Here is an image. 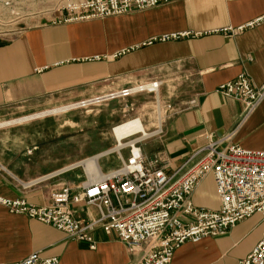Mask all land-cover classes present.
Wrapping results in <instances>:
<instances>
[{
    "label": "crops",
    "instance_id": "0c3cea01",
    "mask_svg": "<svg viewBox=\"0 0 264 264\" xmlns=\"http://www.w3.org/2000/svg\"><path fill=\"white\" fill-rule=\"evenodd\" d=\"M258 19L263 20L257 23ZM228 28L242 31L222 33ZM184 33L189 35L153 42ZM175 72L184 75L182 84H175ZM240 74L254 87L264 86V0H180L118 17L27 25L21 35L0 42V197L40 207L49 205L51 192L60 187L81 194L86 177L82 172L64 171L70 166L61 169L60 126L47 118L68 110L64 109L68 106L55 109L61 105L105 97L142 83L160 81L156 99L171 106L163 120H157L159 133L140 145L148 168H163L171 175L193 153L233 131V144L264 151V99L242 119L241 103L214 92ZM191 100L195 107H188ZM132 120L143 132L150 130L140 119ZM132 120L112 129L115 141V128ZM113 148L106 146L103 153ZM101 154L76 165L87 176L85 163L95 157L99 175L120 166L117 158L115 166L102 170ZM50 175L56 176L45 180ZM190 199L196 207L219 209L211 175ZM70 209L79 217L97 216L94 208L84 204ZM263 231L264 220L253 215L224 236L183 244L170 264H240L260 242ZM93 240L95 250L50 226L11 215L0 205V264H14L33 253L43 259L57 258L59 264L140 261L141 253H128L121 242L100 229L93 233Z\"/></svg>",
    "mask_w": 264,
    "mask_h": 264
},
{
    "label": "built area",
    "instance_id": "2783aa9c",
    "mask_svg": "<svg viewBox=\"0 0 264 264\" xmlns=\"http://www.w3.org/2000/svg\"><path fill=\"white\" fill-rule=\"evenodd\" d=\"M16 1V6L26 9L30 14L37 7L50 4L46 12L49 19L41 22L42 14L4 18L0 21L2 43L24 33L29 21L37 22L33 26L86 22L118 17L132 11H145L180 0ZM12 2L6 0L0 5L7 6ZM21 22L24 25L19 27ZM253 25L248 24L246 28ZM240 31L242 28H228L222 33L235 35ZM188 35H165L153 42L165 43ZM133 50L119 51L113 58ZM150 85L153 89L151 92L142 87H132L70 105L66 111L129 98L143 91L158 94L160 84L155 82ZM214 92L241 103L242 119L253 113L264 99V86L254 87L245 74L217 86ZM188 107H195V101L191 100ZM163 109L165 115L171 106L166 105ZM157 131L158 127L153 132H147L148 135H128L122 144L116 142L112 151L101 154L99 159L116 154L120 166L107 174L100 171V178L96 181L89 180L86 175L81 194L60 187L51 192V203L47 206L37 207L23 199L9 200L2 197L0 205L11 215L24 216L50 226L73 241L86 242L91 250L96 248L93 233L100 229L106 236H113L121 242L128 253H141L138 264H170L175 251L187 242L198 243L206 238L224 236L235 225L253 215H259L264 220V151L247 150L233 144V131L193 153L175 173L169 175L163 168H148L142 156L141 143L157 135ZM125 151L127 157L123 158L122 153ZM209 175L213 178L219 198V209L216 211L196 207L190 199L201 181ZM54 176L50 175L45 180ZM80 204L94 208L97 216H76L70 206ZM14 264H59V260L43 259L39 253H33ZM240 264H264V231L260 242Z\"/></svg>",
    "mask_w": 264,
    "mask_h": 264
},
{
    "label": "rangeland",
    "instance_id": "374dc122",
    "mask_svg": "<svg viewBox=\"0 0 264 264\" xmlns=\"http://www.w3.org/2000/svg\"><path fill=\"white\" fill-rule=\"evenodd\" d=\"M3 1L6 0H0V4ZM16 5V0H13L11 5H0V21L4 18H12L14 15L15 17L20 18V16H22L25 18V16H30L31 14H42L43 20H41V22L49 19L46 12L48 11L50 4H47L48 7H37L31 14L28 13L26 9ZM58 13L56 12L57 15H59ZM34 23L36 22L29 21L28 25L31 26ZM23 25L22 22L18 24L19 27ZM175 74V84H182L181 82L184 75H181L182 73L178 72H175ZM152 83L155 82L142 83L137 87L150 85ZM156 83H160V81H157ZM156 97L157 96L153 93L143 91L129 98L106 101L85 108L49 115L50 118L47 119L55 120L60 126L59 159L61 169L70 166L69 168H72L70 169L72 170V172L69 173L70 175L82 172L86 177L84 168L82 166H77L76 164L105 152L106 146L108 148L115 147L116 141L113 137L112 129L125 121L136 118L140 119L144 128L146 130L150 129L148 132H153L156 129V126L158 127V118L160 117L161 121L164 118L163 107L165 105L159 102L160 107L157 108L156 104L158 98L156 99ZM67 106L70 105L64 104L55 109ZM122 155L125 156L126 153L123 152ZM116 159V154H113L99 160V168L102 170L112 168L116 165ZM66 175L60 177V179Z\"/></svg>",
    "mask_w": 264,
    "mask_h": 264
},
{
    "label": "bare ground",
    "instance_id": "6f19581e",
    "mask_svg": "<svg viewBox=\"0 0 264 264\" xmlns=\"http://www.w3.org/2000/svg\"><path fill=\"white\" fill-rule=\"evenodd\" d=\"M142 88H144L150 92L153 91L151 85L142 86ZM156 96H158V94H156ZM64 109H68V108H64ZM61 110H63V109H61ZM159 127L160 126H158V128ZM157 132H159V131H157ZM137 133H144V135H148L147 133L143 132V130H141V127H140L139 123L137 122V120H132L126 124H123V125L115 128L116 142H120V144H122V140L125 139L128 135L137 134ZM97 159L98 158L95 157L94 159H90L89 161H87L85 163L87 170L90 174V175H88L89 177L88 176L87 177L91 181H96L100 178V175L98 174V169L96 166V160ZM85 164H83V165H85Z\"/></svg>",
    "mask_w": 264,
    "mask_h": 264
}]
</instances>
